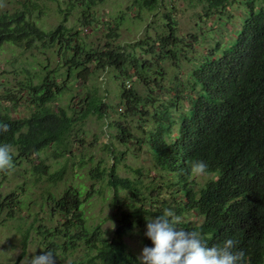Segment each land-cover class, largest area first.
<instances>
[{"label":"trees","instance_id":"trees-1","mask_svg":"<svg viewBox=\"0 0 264 264\" xmlns=\"http://www.w3.org/2000/svg\"><path fill=\"white\" fill-rule=\"evenodd\" d=\"M9 1L13 8L6 9V0H0V52L6 45L53 51L63 61L62 68L43 67L39 74L26 70L19 79L17 95L10 94V102L14 106L24 100L30 110L27 117L0 113V124L8 125L0 130V144L11 146L14 167L29 164L35 174L42 173L41 167L48 172L43 161L39 165L35 161L50 149L61 155L69 152L78 123L91 116L108 121L110 107L105 97L100 89L87 85L101 73H110L119 83L125 119H148L140 123L141 137L123 123H107L116 131L112 139L124 147L132 141L147 145L167 180L160 194L148 189L149 195L144 196L142 180L118 174L121 160L127 155L117 157L113 152L115 162L111 168L99 164L90 172L92 180L101 177L100 183L105 182L115 194L118 225L113 237H107L100 224L90 225L84 215L83 208L92 200L94 189L76 185L59 198L51 197L53 214L61 215L64 222L52 230L43 227L40 234L46 242L45 251L51 250L55 256L73 255L83 248V257L70 264H138L125 238L138 229L146 245L151 246L144 236L145 218H155L171 209L181 218L177 227L197 231L206 246H221L231 238L233 251L243 254L238 264H264V0H190L203 8L205 19L218 18L219 31L225 20L226 25L229 22L223 18L227 7L244 5L247 16L231 31L225 45L216 41L200 61H190L186 77L175 75L174 96L163 100L143 98L135 88L127 89L126 83L136 79L153 92L150 84L158 80L152 77H162L153 70L154 64L159 67L166 56L176 59L181 41L172 10H168L172 0H128L135 11L130 19L135 21L144 22L145 14L155 16L165 9L162 20L168 23L158 34V42L148 36L135 45H115L128 20L122 13L103 24L107 32L103 48L90 46L82 32L67 27L66 22L74 14L84 29L98 25L97 8L109 0ZM49 3L59 4L62 22L47 30L42 21L51 12ZM71 81L78 82L85 91L74 95ZM71 94L67 107L57 106L61 98ZM196 161L208 166L201 175L207 179L201 185L191 171ZM121 191L128 192L135 202L132 211L119 204ZM12 197L3 195L0 184V213L8 212L10 218L15 205ZM188 213L202 218L201 224L183 222ZM25 252L26 243L23 255Z\"/></svg>","mask_w":264,"mask_h":264},{"label":"rangeland","instance_id":"rangeland-1","mask_svg":"<svg viewBox=\"0 0 264 264\" xmlns=\"http://www.w3.org/2000/svg\"><path fill=\"white\" fill-rule=\"evenodd\" d=\"M6 3H4L6 9L13 8L12 5H9L11 3L9 0H6ZM49 6L51 12L42 21L43 27L47 30L54 29L62 22V16L58 13L59 4L49 3ZM168 7V10H172V18L178 29L181 43L176 59L166 56L159 67L154 64L153 70L159 71L162 77H152V79L158 80L157 84H150L153 92H150V88L146 89L139 80L135 79L132 83H126L127 89L135 88L143 98L148 96L151 99L163 100L174 96L172 93L173 77L175 75L186 77L189 62L200 61L212 47L211 44L222 41L225 45L231 31L237 29L247 16L244 5L239 8L237 4L227 7L223 18H227L229 22L226 25L227 21L225 20L219 31L218 18L205 19L203 8L192 4L190 0H172V5ZM122 13L127 15L128 20L119 32L120 38L115 44L122 47L135 45L148 36L158 42V34L163 30L164 23H168L162 20L163 14L166 13L165 9L160 10L155 16L145 14L143 16L145 21L140 22L133 18L130 19L135 11L131 10L128 0H109L105 5L97 8L98 25L84 29L78 24L77 15L72 14L68 18L66 26L81 31L82 37L90 46L103 48L107 43L105 37L107 32L103 24L111 22L113 18ZM229 15H232L231 19H229ZM138 53L143 54L140 50ZM145 57L155 62L149 55H145ZM43 67L51 70L62 68V57L53 51L21 50L7 45L4 47V51L0 52V113H8L16 118L27 117L30 114L24 100L13 106L9 95H17L18 81L23 78L22 75L26 70L32 74H39ZM63 79L62 77L60 81ZM70 86L74 90V95H80L85 91L78 82L71 81ZM92 86L100 89V95L105 97V103L110 107L108 121H100L91 116L83 123H78L73 133L69 152L61 155L50 149L35 161V165H39L43 161L49 167L48 172L43 171L41 167L42 173L35 174V169L29 164H23L20 167H14L11 164L6 169H0L2 193L4 196L13 195L12 199L15 201V205L12 206L14 211L12 218L9 217L8 212L0 213V264H22L24 258L38 256L46 250V242H43L40 234L44 230L43 227L52 230L60 227L64 222L61 215L53 214L51 197L59 198L68 188L76 185H85L90 190L94 189L92 200L83 208L84 215L90 225L100 224L107 237H113L118 225V209L114 202L115 194L106 187L105 182L100 183L101 177L99 180L90 178V172L99 164L105 168L112 167L115 162L112 156L113 152L117 157H120L121 153L127 155L125 159L121 160L118 174L131 180H142L146 187L143 192L144 196L149 195L148 189L155 190L158 194L161 193V189H166V187H162L167 184V180L154 161L148 146L145 144L139 146L137 141H132L128 147H124L112 139V135H115L116 131L107 126V123H123L126 127H130L137 137H141L140 123L143 120L148 121V119H140L136 116H127L128 118L125 119L123 115L126 110L121 107L119 99V83L112 74L101 73L87 85L88 88ZM71 97L72 94L65 95L57 106L67 107ZM155 105L158 107L157 103ZM196 177L200 185L207 179L201 175ZM118 201L122 207L129 211H132V206H136L135 202L130 200V194L125 191L118 194ZM182 221L194 226L201 224L202 218L197 214L188 213L184 215ZM125 242L129 252L137 258L142 248L147 246L138 229H133L125 238ZM24 243H26L25 255H23ZM83 255V248L73 255H57L55 257L56 264H70L81 259Z\"/></svg>","mask_w":264,"mask_h":264},{"label":"clouds","instance_id":"clouds-1","mask_svg":"<svg viewBox=\"0 0 264 264\" xmlns=\"http://www.w3.org/2000/svg\"><path fill=\"white\" fill-rule=\"evenodd\" d=\"M7 124H0V130H6ZM12 164L11 146L0 144V169ZM204 161H196L191 171L203 175L207 171ZM144 236L151 246H144L138 256V264H238L243 255L234 252V241L226 239L221 246H206L200 234L194 230L177 227L181 218L171 209H165L155 218L148 217ZM51 250L40 255L24 258L22 264H56Z\"/></svg>","mask_w":264,"mask_h":264}]
</instances>
